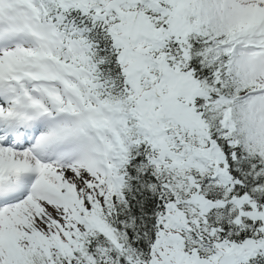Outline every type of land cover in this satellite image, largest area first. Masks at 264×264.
I'll use <instances>...</instances> for the list:
<instances>
[{"label": "snow or ice", "instance_id": "snow-or-ice-1", "mask_svg": "<svg viewBox=\"0 0 264 264\" xmlns=\"http://www.w3.org/2000/svg\"><path fill=\"white\" fill-rule=\"evenodd\" d=\"M0 264H264V0H0Z\"/></svg>", "mask_w": 264, "mask_h": 264}]
</instances>
